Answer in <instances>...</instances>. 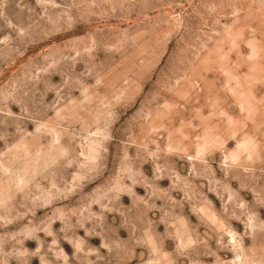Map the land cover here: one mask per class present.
<instances>
[{"label":"rangeland","instance_id":"1","mask_svg":"<svg viewBox=\"0 0 264 264\" xmlns=\"http://www.w3.org/2000/svg\"><path fill=\"white\" fill-rule=\"evenodd\" d=\"M0 264H264V0H0Z\"/></svg>","mask_w":264,"mask_h":264}]
</instances>
